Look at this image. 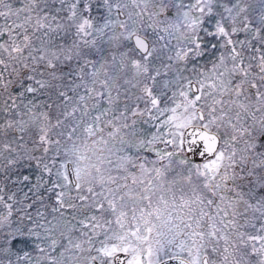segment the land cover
Listing matches in <instances>:
<instances>
[{
    "label": "snow or ice",
    "instance_id": "6c2138e0",
    "mask_svg": "<svg viewBox=\"0 0 264 264\" xmlns=\"http://www.w3.org/2000/svg\"><path fill=\"white\" fill-rule=\"evenodd\" d=\"M0 264H264V0H0Z\"/></svg>",
    "mask_w": 264,
    "mask_h": 264
},
{
    "label": "trees",
    "instance_id": "16d2710c",
    "mask_svg": "<svg viewBox=\"0 0 264 264\" xmlns=\"http://www.w3.org/2000/svg\"><path fill=\"white\" fill-rule=\"evenodd\" d=\"M18 247H22V245H18Z\"/></svg>",
    "mask_w": 264,
    "mask_h": 264
}]
</instances>
